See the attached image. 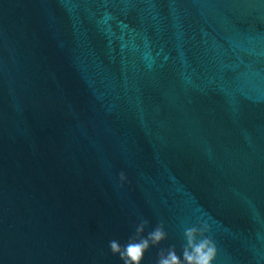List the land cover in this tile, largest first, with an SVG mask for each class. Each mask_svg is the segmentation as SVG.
Instances as JSON below:
<instances>
[{
  "label": "water",
  "instance_id": "obj_1",
  "mask_svg": "<svg viewBox=\"0 0 264 264\" xmlns=\"http://www.w3.org/2000/svg\"><path fill=\"white\" fill-rule=\"evenodd\" d=\"M205 241L264 264V0H0V264Z\"/></svg>",
  "mask_w": 264,
  "mask_h": 264
},
{
  "label": "clouds",
  "instance_id": "obj_2",
  "mask_svg": "<svg viewBox=\"0 0 264 264\" xmlns=\"http://www.w3.org/2000/svg\"><path fill=\"white\" fill-rule=\"evenodd\" d=\"M163 234L160 231H157L153 239L158 241L162 238ZM147 247V243L140 245L132 246L129 249L125 250L122 255L127 257V264H139V260L142 256L143 250ZM113 251H120L119 247L116 244L112 245ZM195 255H186V259L193 264H211V261L214 258L215 250L211 246L209 241H205L200 246L194 249ZM161 264H176V258L174 255L170 256L168 259L163 260Z\"/></svg>",
  "mask_w": 264,
  "mask_h": 264
}]
</instances>
